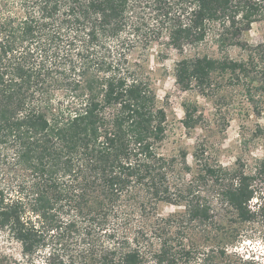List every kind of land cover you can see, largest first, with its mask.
Returning a JSON list of instances; mask_svg holds the SVG:
<instances>
[{"label":"trees","instance_id":"16d2710c","mask_svg":"<svg viewBox=\"0 0 264 264\" xmlns=\"http://www.w3.org/2000/svg\"><path fill=\"white\" fill-rule=\"evenodd\" d=\"M260 21L264 0H0V232L20 248L0 264H262L236 246L264 220V156L167 150L142 63L173 51L182 91L226 79L258 117L264 44L243 35ZM207 39L219 55L201 53Z\"/></svg>","mask_w":264,"mask_h":264},{"label":"rangeland","instance_id":"374dc122","mask_svg":"<svg viewBox=\"0 0 264 264\" xmlns=\"http://www.w3.org/2000/svg\"><path fill=\"white\" fill-rule=\"evenodd\" d=\"M243 38L251 45L264 44V21L252 24ZM158 47L155 45L145 53L142 63L150 72L151 86L167 115V141L164 147L173 150L178 144H184L191 150L197 142L204 143L222 165L231 166L235 158L239 157L247 167L253 166L257 158L264 156L261 139L253 135L257 127L264 130V100L257 101L258 109H261L262 113L256 117L252 112V105L247 103L243 87L228 84L226 79L220 81L216 89L208 91L206 97L195 90L184 92L173 76L174 65L179 59L177 54L164 51L162 54L165 57L160 61ZM200 51L206 55H219L216 46L208 39ZM237 54V50L229 51L232 57ZM136 57L138 58V55H135ZM137 58L136 60H139ZM184 103H189L195 108L194 116L198 118L194 128L189 131L182 124ZM261 198V201H264V195ZM255 201L253 199L251 205ZM256 207L257 204L252 206L253 209ZM179 209L163 205L159 207L158 212L164 216ZM246 229V235L251 234V237L240 241L236 251L244 258L254 256L264 264V220L258 216ZM19 255V245L0 232V262L5 259L11 262L14 258L18 259Z\"/></svg>","mask_w":264,"mask_h":264}]
</instances>
